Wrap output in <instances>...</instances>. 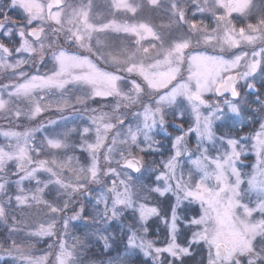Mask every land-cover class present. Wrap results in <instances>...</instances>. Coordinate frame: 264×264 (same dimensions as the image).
Here are the masks:
<instances>
[{
	"label": "snow or ice",
	"instance_id": "obj_1",
	"mask_svg": "<svg viewBox=\"0 0 264 264\" xmlns=\"http://www.w3.org/2000/svg\"><path fill=\"white\" fill-rule=\"evenodd\" d=\"M0 264H264V0H0Z\"/></svg>",
	"mask_w": 264,
	"mask_h": 264
}]
</instances>
